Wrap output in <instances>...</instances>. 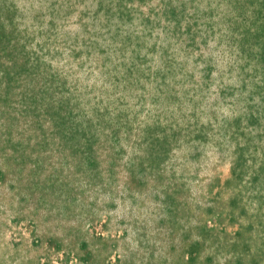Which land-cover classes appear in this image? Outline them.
I'll use <instances>...</instances> for the list:
<instances>
[{
  "label": "rangeland",
  "instance_id": "rangeland-1",
  "mask_svg": "<svg viewBox=\"0 0 264 264\" xmlns=\"http://www.w3.org/2000/svg\"><path fill=\"white\" fill-rule=\"evenodd\" d=\"M0 264H264V0H0Z\"/></svg>",
  "mask_w": 264,
  "mask_h": 264
}]
</instances>
